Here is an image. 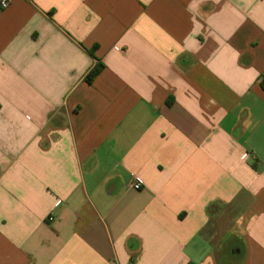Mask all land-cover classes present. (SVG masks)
<instances>
[{
	"label": "crops",
	"instance_id": "1",
	"mask_svg": "<svg viewBox=\"0 0 264 264\" xmlns=\"http://www.w3.org/2000/svg\"><path fill=\"white\" fill-rule=\"evenodd\" d=\"M1 1L0 264H264V0Z\"/></svg>",
	"mask_w": 264,
	"mask_h": 264
},
{
	"label": "trees",
	"instance_id": "2",
	"mask_svg": "<svg viewBox=\"0 0 264 264\" xmlns=\"http://www.w3.org/2000/svg\"><path fill=\"white\" fill-rule=\"evenodd\" d=\"M104 65L102 63H98L86 76V80L88 82H92L94 78L100 73Z\"/></svg>",
	"mask_w": 264,
	"mask_h": 264
},
{
	"label": "built area",
	"instance_id": "3",
	"mask_svg": "<svg viewBox=\"0 0 264 264\" xmlns=\"http://www.w3.org/2000/svg\"><path fill=\"white\" fill-rule=\"evenodd\" d=\"M1 6L6 7L8 5V0H2ZM130 186L133 189H140L142 186V182L139 180L138 177L134 176L132 181L130 182Z\"/></svg>",
	"mask_w": 264,
	"mask_h": 264
}]
</instances>
